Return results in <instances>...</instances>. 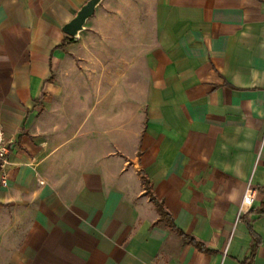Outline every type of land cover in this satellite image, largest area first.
I'll return each mask as SVG.
<instances>
[{"label": "crops", "instance_id": "1", "mask_svg": "<svg viewBox=\"0 0 264 264\" xmlns=\"http://www.w3.org/2000/svg\"><path fill=\"white\" fill-rule=\"evenodd\" d=\"M86 2L0 0V264H264V0Z\"/></svg>", "mask_w": 264, "mask_h": 264}, {"label": "built area", "instance_id": "2", "mask_svg": "<svg viewBox=\"0 0 264 264\" xmlns=\"http://www.w3.org/2000/svg\"><path fill=\"white\" fill-rule=\"evenodd\" d=\"M11 140L6 136L3 127L0 124V174L2 177V185H6V179L4 176V170L8 161V154L10 152ZM257 195V188L248 184L239 207V214L248 212L253 204V201Z\"/></svg>", "mask_w": 264, "mask_h": 264}, {"label": "water", "instance_id": "3", "mask_svg": "<svg viewBox=\"0 0 264 264\" xmlns=\"http://www.w3.org/2000/svg\"><path fill=\"white\" fill-rule=\"evenodd\" d=\"M99 2L100 0H88L76 13L74 18L63 26V31L71 37H76L78 32L83 29L86 19L94 13V9Z\"/></svg>", "mask_w": 264, "mask_h": 264}, {"label": "trees", "instance_id": "4", "mask_svg": "<svg viewBox=\"0 0 264 264\" xmlns=\"http://www.w3.org/2000/svg\"><path fill=\"white\" fill-rule=\"evenodd\" d=\"M149 195L151 200L155 203L156 208L158 210V212L160 213V215L162 216H168V214L165 212L162 204L157 200V198L152 194L151 190H148ZM170 226L173 227V229H175L178 233H180L184 239H187L188 241L192 242L193 244H195L196 246H198L200 249H204V246L198 242H196L192 237H189L187 235H185L184 233H182L178 228H176L173 223L170 222ZM253 244L251 246V255L248 259H246L244 262H242V264H250V261L252 260L253 257V253L255 252L256 246L258 245L257 242V238L255 236H253Z\"/></svg>", "mask_w": 264, "mask_h": 264}, {"label": "rangeland", "instance_id": "5", "mask_svg": "<svg viewBox=\"0 0 264 264\" xmlns=\"http://www.w3.org/2000/svg\"><path fill=\"white\" fill-rule=\"evenodd\" d=\"M99 3H100V2H99ZM99 3H98V4H99Z\"/></svg>", "mask_w": 264, "mask_h": 264}]
</instances>
